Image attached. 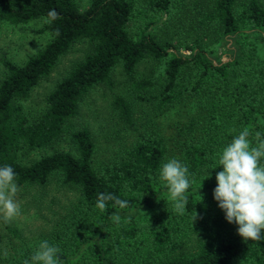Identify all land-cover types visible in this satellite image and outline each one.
<instances>
[{"label": "trees", "instance_id": "1", "mask_svg": "<svg viewBox=\"0 0 264 264\" xmlns=\"http://www.w3.org/2000/svg\"><path fill=\"white\" fill-rule=\"evenodd\" d=\"M184 1L89 0L81 8L76 0H0V23L43 19L39 31L49 35L21 64L2 60L0 167L14 169L18 187H44L57 176L76 192L75 217L59 247L61 264H264V239L242 241L212 195L223 147L244 129L253 142L257 132L264 138V3L193 0L179 14ZM51 10L57 18L48 23ZM176 13L185 34L193 33L184 53L152 34L158 21ZM132 21L139 23L134 35ZM79 40L88 43V51L54 83L40 112L25 115L20 101ZM211 44H220L225 56H215ZM140 65L147 74H138ZM115 68L131 99L113 95L109 104L132 136L123 151L96 165L90 131L73 120L90 90L111 87ZM203 94L212 102L202 118H190L177 131L183 135L175 142L177 159L187 165L190 180L187 210L180 215L159 180L166 142L155 130L134 125L129 101L149 103L161 113ZM60 139L66 150L31 161L18 157L19 151L46 149ZM99 193H112L128 206L109 201L101 211L95 206ZM113 214L120 216L118 223L110 219ZM185 238L190 244L183 249Z\"/></svg>", "mask_w": 264, "mask_h": 264}, {"label": "rangeland", "instance_id": "2", "mask_svg": "<svg viewBox=\"0 0 264 264\" xmlns=\"http://www.w3.org/2000/svg\"><path fill=\"white\" fill-rule=\"evenodd\" d=\"M81 8L89 0H76ZM193 0H185V8ZM264 3V0H259ZM139 5L140 0H135ZM178 13L168 20L158 21L152 34L156 38L178 45L184 53L183 45L192 44L193 33L186 35L182 25L178 23ZM163 22V23H162ZM43 19L31 20L24 24L11 25L0 23V78L4 74L2 60L21 64L27 56L39 49L49 35L40 32ZM129 33L134 35L139 23L132 21L129 24ZM215 56L223 58L220 44H211ZM89 45L85 40H79L70 45L55 63L49 74L42 78L31 90L26 100L20 101L23 113L29 117L36 116L44 106V98L54 83L88 51ZM138 74H147L142 65L138 67ZM112 85L95 87L84 96L79 103L78 113L73 120L75 127H87L95 142L93 162L96 165L119 154L131 140V131L117 120L115 112L110 107L113 95L125 96L127 99L126 84L119 68L111 74ZM131 103L134 125L140 129H153L165 140L167 146L166 161L177 158L175 142L183 137L177 131L190 118L201 119L205 110L209 108L211 98L203 96L187 97L171 105L164 112L157 113L151 109L149 103ZM201 122V121H200ZM66 141L60 139L51 147L32 151H19L18 157L23 161H31L51 150H66ZM165 161V162H166ZM16 199L20 203L21 212L11 221L0 219V264H16L24 254L33 253L42 240L63 246L67 241L66 228L70 227L75 217L77 194L74 190L60 184L58 177L53 176L44 187H18ZM227 227L237 231V226L227 223ZM190 244L188 239L180 242L183 249Z\"/></svg>", "mask_w": 264, "mask_h": 264}, {"label": "clouds", "instance_id": "3", "mask_svg": "<svg viewBox=\"0 0 264 264\" xmlns=\"http://www.w3.org/2000/svg\"><path fill=\"white\" fill-rule=\"evenodd\" d=\"M47 22L57 18L55 10L48 13ZM55 35H59L56 30ZM256 140L249 139L247 129L241 130L221 150L216 168H222L216 173V186L213 189V200L224 213V219L229 224L237 226V235L242 241H260L264 239V138L257 132ZM189 169L177 158L168 159L159 169L161 186L167 189L174 210L183 215L187 210L189 187ZM210 178L209 175L207 179ZM16 173L9 165L0 167V219L11 221L21 212L16 196L19 192L16 184ZM201 187V186H200ZM199 202L203 197L199 196ZM109 201L114 206L123 209L128 206L126 200H121L112 193H99L96 208L103 211ZM194 219L197 214L194 211ZM110 219L120 221L118 214ZM60 248L42 240L30 259L24 264H61Z\"/></svg>", "mask_w": 264, "mask_h": 264}]
</instances>
